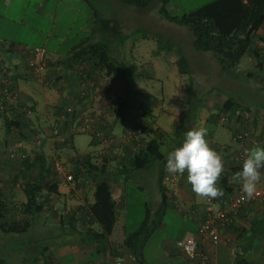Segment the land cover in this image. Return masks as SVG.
Listing matches in <instances>:
<instances>
[{"label":"rangeland","instance_id":"1","mask_svg":"<svg viewBox=\"0 0 264 264\" xmlns=\"http://www.w3.org/2000/svg\"><path fill=\"white\" fill-rule=\"evenodd\" d=\"M110 1L109 15L105 10L109 7V0H0V37L28 44V46H20L22 48L47 46L50 49L55 47L57 50L52 51L54 57L66 54L86 37L95 36L94 40L109 44V53L113 60L125 63L136 71L128 77L129 89L133 94L141 95V105L149 112V117L147 115L148 118L145 119L147 125L149 127L153 124L161 126L166 133L160 139L163 142L161 150L166 158L169 151L180 146L184 132L190 128H205L207 130L206 139H219L221 133L224 139H232L233 131L231 132L216 120L218 110L214 108L210 111L206 108V104L209 106L212 104V98L233 97L249 108L264 109V90L259 86L261 76L253 66L254 62L251 61L254 60L253 56L249 54L244 56L239 66L224 71L217 58L211 53L200 52L194 48L193 36L187 28L169 22L164 17L160 10L163 6L162 0H134L135 2L127 4L121 0ZM211 1L213 0H171L165 8L171 16H181ZM170 44L174 46L169 51L167 48ZM180 53L187 59L188 73L180 72L178 64ZM0 62L6 65L3 61ZM7 70L15 77L14 72H11L9 68ZM54 79L56 82L55 77ZM44 80L43 78H31L27 80V83L22 82L19 100L16 104L27 102L30 107L33 101L38 102L37 105L35 104L36 111L34 113L32 111V123L34 126L41 125L46 129V134L51 136L53 127L59 118L57 115L64 112L65 103L58 100L59 106L56 107L59 112L55 111V106L51 105V99L57 95L53 90L54 85L50 84L47 87ZM104 81L105 78L100 81L99 89L93 90V95H102L104 98L108 94ZM124 88L123 83L118 80H113L110 85V89L118 92L120 90L124 92ZM45 89L48 90L46 93ZM76 94L74 92L70 95L71 97L66 96V101L75 98ZM81 105L85 108L83 112L87 114L101 113L104 109L111 108L110 104L102 102L103 108L100 107L98 111H89L86 108L85 99L81 101ZM24 108L26 107L22 106V110ZM109 111V120L113 123V111L112 109ZM4 125L3 119L0 118V139L2 143L4 139L10 143L15 133L7 135ZM123 128V121L119 120L112 132L119 136ZM66 133L71 135L75 132L68 129ZM144 137L150 139L154 137V134L144 133ZM56 142L55 138L51 137L47 140L44 151L49 159L60 161L69 170L75 168L78 159H83L87 154L94 157L93 162L96 164L103 160L97 157L101 146L93 145L92 136L89 134H75L72 142H67L59 149H57ZM26 147L32 157L41 150L33 148L32 144H27ZM161 166L162 162L157 161L141 172V179L143 178L146 188L145 190L137 189L134 194L135 198L141 196L147 202L157 204L155 188ZM16 173L13 171L8 175H0L5 179L3 185L7 189H10V185L13 184L10 179ZM56 180H58L57 177ZM262 181L263 184L259 189H264V178ZM66 190L72 193L68 188ZM159 210L160 208L154 213ZM55 218L52 215L47 222L39 219L41 222L33 226L27 235L16 236L0 231V250H3L1 256H4L0 260L9 263L12 258H20L19 261H22L25 256L28 259L32 256L41 257L51 237L57 239L61 236L69 238L85 236L83 232L76 233L70 228L69 217H64V226H61V216L58 221ZM129 220L128 231L138 230L141 224L137 223L131 228L134 225L131 224L132 220ZM156 231L149 238L152 244L156 240ZM14 237L17 239L15 246ZM19 241L20 247H25L21 252H18ZM218 246L222 247L221 244ZM14 247L17 250L15 255ZM30 247L35 253L29 252ZM225 249V252L220 255L219 264H229L228 255L231 253L232 246H225Z\"/></svg>","mask_w":264,"mask_h":264},{"label":"crops","instance_id":"2","mask_svg":"<svg viewBox=\"0 0 264 264\" xmlns=\"http://www.w3.org/2000/svg\"><path fill=\"white\" fill-rule=\"evenodd\" d=\"M110 2L109 0V7L105 9L109 15L111 10ZM94 37L95 36L92 38L86 37L80 40L66 54L57 57H54V52H52L57 50L55 47L48 49L47 46H38L47 49L49 78H56V82L52 84L54 85L53 90L57 95L55 97L52 96L53 99H51V105L55 106V111L59 112L57 108L59 106L57 104L58 100H61L59 102L66 103V96L71 97L70 95L74 92L77 93L76 90L79 88L77 82L79 79H86L88 76L93 77L90 75V70H88L86 64H82L76 59H73L71 53L84 43L99 42L94 40ZM23 45L28 46V44H25V42L23 43V41L18 42L6 37H0V61H3L4 64H6L5 66L16 74L15 76H19L18 81H16L19 90L23 85L22 82L27 83L28 80V78H26L27 80L24 79L23 76V72L26 70L27 66V59L24 55L19 53L20 46ZM108 46L110 47L109 44ZM12 48H18V53L9 52ZM251 61L254 62L253 66L255 67V59ZM77 65L80 67H77ZM99 77L101 80L105 78L104 85L107 86L108 94H106L104 98H102V95H93L94 91L92 86H90L88 89V93L90 94L85 97V103L87 104L86 108L89 111H98L100 107L103 108L101 103L103 102L104 104L106 102L111 106V108L108 109L113 110L115 103L118 102L117 99L128 97L130 98V110L127 114V121L128 123H136V119H138L139 116L141 117L145 110L141 105V95L133 94L132 92L128 93L125 88L124 92L110 89L113 80H118L122 83L121 77L115 78L114 76H107L105 72L99 74ZM259 82L261 83L259 85L260 89L264 90V83H262L261 80ZM59 87L60 90H58ZM47 91L48 90L45 89V93ZM227 97L228 96H218L217 98H212V104H210V106L206 104V108H209L210 111L214 108L218 109L225 103ZM33 102L36 105L38 104L36 101ZM249 109L252 118L251 122L255 125L257 132L262 131L264 129V109ZM132 111L133 114H131ZM145 112H147L149 117V112L146 110ZM222 125L230 129L231 132L233 131L232 139H224L223 133L220 135L218 134L219 139H207L209 146L217 151L223 160L224 171L221 175L227 178V187L225 188V186H223L221 179L217 181V186L223 189L222 196L214 199L197 196L191 190V185L187 183L186 174L176 175L165 172L164 179H162V183L160 184V168L155 188L157 191V196L155 197L157 204L154 205V202H147V200L141 196L135 198L134 194L137 189L145 190L146 188L140 174L147 168L134 169L131 160L136 152L130 147L121 148L116 145L108 154L107 158L109 163L105 174L101 175L99 172L96 174V177L84 175L82 176L81 182L71 185L64 184L61 180H56L55 177L56 181L54 180L53 183H51V188L44 192L45 197L50 195V202H46L43 208L44 211L39 218L47 222L52 215L56 217V221H58L59 216H61V226H64V217H69L70 228L72 227V230L76 233L85 232L87 234L89 228L98 231L99 227L91 222L88 209L94 201L95 184L100 181H105L111 188L118 211L113 233L108 240L106 242L97 243L96 241L82 242V239L87 240L89 237L83 238L77 236L69 238L61 236L57 239L51 237L49 245L45 247L41 257L32 256L28 259V257L25 256V259L22 261H19L20 258H12L9 263L1 259L4 262L0 264H111L117 256L123 257L124 264H139L138 259L125 248V240L129 235L139 230L147 218L146 214L148 208L154 212L165 204L167 205L166 211L162 223L156 231V240L153 244L150 240L146 242L142 257L140 258L141 264H219L220 255L225 252V246L229 245L232 246L231 253L228 255L229 264H234L237 256H242L255 264H264V200H252L236 215H233L232 223L227 229L222 231L221 240L217 244L212 243L209 238L202 237L198 234V227L205 216L207 207H212L214 211L219 210L225 206V202L229 197L240 191L239 183L232 179L233 173H235L234 169L237 167L236 160L233 159L237 150V143L234 141V130L230 124L222 123ZM123 126L125 125L123 124ZM152 127L154 128L153 130H157L161 136L166 134L161 126L158 127V125L153 124ZM1 140L2 139H0V141ZM1 146L5 145L0 143V147ZM18 169L19 168L13 163H0V175L2 176L11 174L13 171L18 173ZM16 174H13V177ZM4 180L3 177H0L1 192H4L5 195L10 194L14 196V200L16 201H22L24 195L19 185L22 180L20 179L16 186L11 184L10 189H7L6 186L3 185ZM262 180L263 178L258 183L257 190H260L259 187L263 184ZM60 184L62 186H60ZM66 188L71 190L72 193L67 192ZM164 195L166 196V200L164 199ZM150 203H152V205ZM153 216L154 215L151 216V219H154ZM129 219L132 220L131 224L134 225L131 226V228L135 227L137 223L141 224L138 230L132 232L128 231L130 225ZM260 221L262 225L258 226ZM39 222L41 221L38 220L36 224ZM29 231L23 235L29 234ZM258 231H261V233H257ZM186 236H193L197 241V251L194 258L189 257L188 254L177 245V242ZM16 240L17 239L14 237V246ZM20 241L18 252L25 249V247H20ZM220 244L222 247L218 246ZM215 245H217V247ZM16 251L14 247V255ZM29 252L35 253L32 247H30ZM2 253L3 250H0V258L4 257L1 256ZM205 257L208 259L206 260Z\"/></svg>","mask_w":264,"mask_h":264},{"label":"trees","instance_id":"3","mask_svg":"<svg viewBox=\"0 0 264 264\" xmlns=\"http://www.w3.org/2000/svg\"><path fill=\"white\" fill-rule=\"evenodd\" d=\"M124 3H132L134 0H121ZM171 0H162L163 6L161 7V13L164 17L174 24L187 28L193 36L194 48L200 52L211 53L217 58L221 69L229 71L231 68L240 65L242 59L246 55H251L256 61L255 69L260 74V80L264 83V0H213L200 6L194 10H190L182 14L181 16H171L165 8V5ZM172 44H170L167 50H172ZM18 48H12L9 52H17ZM19 50V53L24 55L28 59V55L23 50ZM110 47L105 42L97 43H84L75 49L71 54L72 58L76 59L82 64H86L90 75L88 76L94 81H101L99 74L105 72L107 76H114L122 80L123 86L126 91L131 92L128 86V77L135 74V70L125 63L114 61L110 55ZM178 64L180 65V72L182 74L188 73L189 67L186 57L180 53ZM253 73H250L252 75ZM19 76H15V81H18ZM124 80V82H123ZM55 82V81H54ZM15 88V87H14ZM20 91V90H19ZM20 94V92H19ZM89 95V93H88ZM87 95V96H88ZM79 99V98H78ZM85 97L83 98V100ZM113 107L112 117L114 122L112 125L104 127V131L111 133L114 125L119 120L123 121V124H128V112L130 110V98H120ZM71 102L66 101L67 103ZM25 106L27 110L23 111ZM20 107V109H19ZM30 108V109H29ZM19 109V111H18ZM21 110V111H20ZM36 111L35 103L29 107V104L12 103L8 109H0V118L3 119L5 125V132L7 135L15 133L18 134L27 144H32L33 148L41 149L39 153H36L33 157L30 156L23 163V168L18 169V173L10 179V181L16 186L21 179V190L24 195L22 201L14 200V196L5 195L0 190V231L5 234L11 235H23L27 233L36 223L44 211L46 202H50V195L44 196V192L51 188V183L55 180L56 174L54 171L53 158L49 159L44 151L46 142L51 137H54L57 149L62 148L67 142L73 141V136L66 134L62 139L54 135L53 131L51 136L46 134V129L41 125L34 126L31 119V114ZM218 123L221 117H226L227 122L230 124L236 119H240L242 113L250 111L248 106H244L238 100L233 97H227L225 103L218 109ZM147 112L142 113L136 119V123L129 122L136 126H142L144 133L154 134V137L147 140L144 137L143 145L134 154L131 160L132 167L134 169L148 168L154 162H162L159 183H162V179L165 176L164 164L166 162V155L162 152L161 134L157 130H153L145 122L147 118ZM60 116V114H58ZM226 123V124H228ZM224 124V123H223ZM69 127V123L65 124L62 130L63 135L66 133V129ZM264 129L261 131L263 132ZM32 134H39L42 142L36 144L32 139ZM92 144H98L93 135ZM5 142V143H4ZM3 144L9 145V141L5 140ZM0 143H2L0 141ZM4 146H1L2 149ZM30 152L29 150H27ZM33 153V152H32ZM108 156H104L101 163L96 164L93 162V156L91 154L85 155L83 159H78L75 168L72 169L76 181L82 178L84 175H92L96 177L99 172L101 175L105 174L108 169L109 160ZM6 162H9L6 160ZM2 163V162H1ZM18 168V167H17ZM240 167H235L234 172L238 171ZM22 177V178H21ZM221 183L225 188L227 187V178L223 175L220 177ZM58 182V181H57ZM165 189V188H164ZM230 190V189H229ZM166 200V196L164 195ZM12 205V206H10ZM166 204L160 207V210L156 213L151 209H147V218L139 228V230L129 235L125 240V248L134 255L139 264H141L140 258L146 242L152 236V234L160 227L165 211ZM88 215L91 222L99 227V230L89 228L85 237H89L87 240L82 239V242H106L112 235L114 226L117 221V206L115 204L111 188L105 181H100L95 184L94 189V201L88 209ZM154 215V219L151 216ZM156 216V218H155ZM262 225L261 221L258 226ZM72 229V227H71ZM264 229V225H263ZM257 233H261L258 231ZM4 262V261H0ZM234 264H255L242 256H237Z\"/></svg>","mask_w":264,"mask_h":264},{"label":"built area","instance_id":"4","mask_svg":"<svg viewBox=\"0 0 264 264\" xmlns=\"http://www.w3.org/2000/svg\"><path fill=\"white\" fill-rule=\"evenodd\" d=\"M21 50L28 55L26 70L23 76L31 79H45L44 84L47 87L52 84L55 79L49 78V66L47 59V50L44 47H24ZM77 67H80L77 65ZM48 78V79H47ZM79 88L76 90L75 98L65 106L64 112L60 114L53 127L54 135L64 139L67 133L63 135L62 130L66 123L69 127L65 130L71 129L76 134L85 133L93 135L96 142L101 146L97 153V157L104 158L108 156L110 150L118 145L121 148L130 147L134 152H137L144 141V130L142 126L134 124H125L119 136L107 131L104 127L112 125L110 122V111L104 109L101 113H84L85 108L82 107L81 101L88 94V89L92 86L93 90H98L99 81H94L91 78L78 80ZM15 77L5 68L0 62V109H8L12 103H18L19 89L17 88ZM15 87V88H14ZM79 98V99H78ZM27 110L26 108L23 111ZM19 111V109H18ZM21 111V110H20ZM61 112V111H60ZM28 113L32 112L28 110ZM32 115V114H31ZM250 111L242 113L240 119L234 120L230 125L234 130V141L237 143V150L233 156L236 160L237 167H241L245 157V150L255 145H264V131H258L255 125L251 122ZM220 121L224 124L228 123L226 117H221ZM229 124V123H228ZM32 139L36 144H41L42 139L39 134H32ZM27 143L18 135L15 134L12 142L8 146L0 149V162L6 163V160L13 163L16 167L22 169L23 163L29 157V152L26 147ZM54 172L56 177L64 184H77L81 182L82 178L76 181L72 170L60 161L54 162ZM242 193L232 195L225 202V206L219 210L214 211L212 207H207L205 216L198 227V234L202 237L209 238L214 244L221 240V234L224 229H227L232 223L233 215H236L243 207H245L252 200H264V189L257 190L251 198H242ZM177 245L183 249L189 257L194 258L197 251V241L193 236H186L177 242ZM206 260L208 259L205 257ZM106 264V263H103ZM111 264H124L122 256H117Z\"/></svg>","mask_w":264,"mask_h":264},{"label":"clouds","instance_id":"5","mask_svg":"<svg viewBox=\"0 0 264 264\" xmlns=\"http://www.w3.org/2000/svg\"><path fill=\"white\" fill-rule=\"evenodd\" d=\"M205 128H190L183 134L180 146L167 154L164 164L169 174L184 175L191 190L199 197L214 199L223 195L217 186L224 171L220 154L211 148L206 139ZM264 145H255L245 150V157L232 179L240 185L242 198H251L257 185L264 178Z\"/></svg>","mask_w":264,"mask_h":264}]
</instances>
